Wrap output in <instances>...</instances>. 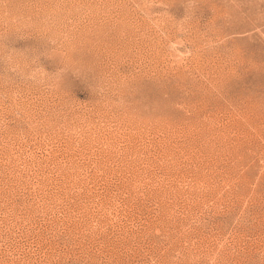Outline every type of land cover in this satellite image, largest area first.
<instances>
[{"label":"rangeland","instance_id":"374dc122","mask_svg":"<svg viewBox=\"0 0 264 264\" xmlns=\"http://www.w3.org/2000/svg\"><path fill=\"white\" fill-rule=\"evenodd\" d=\"M0 264H264V0H0Z\"/></svg>","mask_w":264,"mask_h":264}]
</instances>
